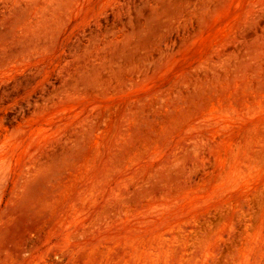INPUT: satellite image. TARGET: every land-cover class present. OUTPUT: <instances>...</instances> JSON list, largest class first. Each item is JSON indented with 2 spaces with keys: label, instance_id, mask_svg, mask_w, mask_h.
I'll use <instances>...</instances> for the list:
<instances>
[{
  "label": "rangeland",
  "instance_id": "1",
  "mask_svg": "<svg viewBox=\"0 0 264 264\" xmlns=\"http://www.w3.org/2000/svg\"><path fill=\"white\" fill-rule=\"evenodd\" d=\"M0 264H264V0H0Z\"/></svg>",
  "mask_w": 264,
  "mask_h": 264
}]
</instances>
